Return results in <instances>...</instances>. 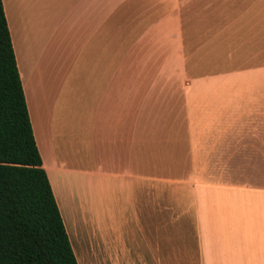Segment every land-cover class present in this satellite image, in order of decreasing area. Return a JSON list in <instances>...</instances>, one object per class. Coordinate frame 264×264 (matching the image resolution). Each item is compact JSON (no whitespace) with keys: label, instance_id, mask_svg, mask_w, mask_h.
<instances>
[{"label":"crops","instance_id":"crops-1","mask_svg":"<svg viewBox=\"0 0 264 264\" xmlns=\"http://www.w3.org/2000/svg\"><path fill=\"white\" fill-rule=\"evenodd\" d=\"M0 3L69 243L81 220L97 264H264V180L216 178L264 171V0Z\"/></svg>","mask_w":264,"mask_h":264},{"label":"trees","instance_id":"trees-1","mask_svg":"<svg viewBox=\"0 0 264 264\" xmlns=\"http://www.w3.org/2000/svg\"><path fill=\"white\" fill-rule=\"evenodd\" d=\"M0 264H77L41 167L1 3Z\"/></svg>","mask_w":264,"mask_h":264},{"label":"rangeland","instance_id":"rangeland-1","mask_svg":"<svg viewBox=\"0 0 264 264\" xmlns=\"http://www.w3.org/2000/svg\"><path fill=\"white\" fill-rule=\"evenodd\" d=\"M216 178L241 179L244 181L264 180V171L222 173ZM72 225L69 227V237L77 264H97L96 253L92 250L91 245L90 226L86 221L81 220L72 221Z\"/></svg>","mask_w":264,"mask_h":264}]
</instances>
